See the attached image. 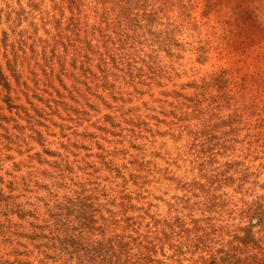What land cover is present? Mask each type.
Returning <instances> with one entry per match:
<instances>
[{
    "label": "rangeland",
    "instance_id": "obj_1",
    "mask_svg": "<svg viewBox=\"0 0 264 264\" xmlns=\"http://www.w3.org/2000/svg\"><path fill=\"white\" fill-rule=\"evenodd\" d=\"M260 198L264 0H0V264H204Z\"/></svg>",
    "mask_w": 264,
    "mask_h": 264
},
{
    "label": "trees",
    "instance_id": "obj_2",
    "mask_svg": "<svg viewBox=\"0 0 264 264\" xmlns=\"http://www.w3.org/2000/svg\"><path fill=\"white\" fill-rule=\"evenodd\" d=\"M191 139V137H190ZM189 139V140H190ZM187 158L188 161V166L193 169V163H196V159L193 158V152L189 151L186 153L185 158ZM180 189L186 193H190L189 195H185L183 197H179L180 202H182L184 205L183 207H188L190 210L194 205H190L189 202H194L196 203V207L201 205L200 201H198V195H196L195 189H196V183L195 180H193L190 183H186L182 186H179ZM183 195V194H182ZM195 197V199L189 200L191 198ZM188 198L186 201L185 199ZM204 206L209 208L213 206V202L210 198L205 199ZM244 212L247 214V217L249 218L250 223L248 225L246 224H240L238 230L235 232L233 235L234 239L231 241L229 244L236 243L235 246L233 247L234 250H238L235 252L229 251H220L219 253L222 254L220 256H212L211 258H208L204 261V264H240L242 261L241 255L245 253L246 248L249 247V243H251L253 240H255L253 228L259 223L260 221L262 222L264 219V202L261 201V198L259 200H254L253 202H248L246 203V209H244ZM246 218V217H245ZM256 222H253L255 221ZM170 228V231H166L164 235L169 236L173 235L175 233H181L182 232V227L183 224L181 222V219H177L174 222L169 221V224L166 223V226L164 225L163 228ZM188 233H190L189 230H187ZM209 232L207 234L208 236H214V235H219L220 231L219 230H214V229H209ZM241 235L240 233H243ZM190 235V234H189ZM215 237V236H214ZM190 239V236H188V240ZM153 242H150V244ZM198 243L199 245L201 244V249L202 248H208L212 249L208 243V239L206 241V235L202 240V237L200 239L198 238ZM234 245V244H233ZM122 246V244H121ZM122 248H125V246H122ZM149 250L152 249V247H148ZM239 254V255H238Z\"/></svg>",
    "mask_w": 264,
    "mask_h": 264
}]
</instances>
